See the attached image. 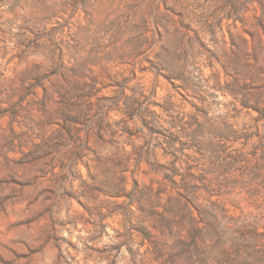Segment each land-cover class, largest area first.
Wrapping results in <instances>:
<instances>
[{
    "label": "rangeland",
    "instance_id": "374dc122",
    "mask_svg": "<svg viewBox=\"0 0 264 264\" xmlns=\"http://www.w3.org/2000/svg\"><path fill=\"white\" fill-rule=\"evenodd\" d=\"M0 264H264V0H0Z\"/></svg>",
    "mask_w": 264,
    "mask_h": 264
}]
</instances>
